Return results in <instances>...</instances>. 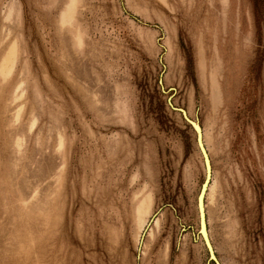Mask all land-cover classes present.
<instances>
[{"label":"rangeland","instance_id":"obj_1","mask_svg":"<svg viewBox=\"0 0 264 264\" xmlns=\"http://www.w3.org/2000/svg\"><path fill=\"white\" fill-rule=\"evenodd\" d=\"M175 107L217 261L264 264V0H0V264H216Z\"/></svg>","mask_w":264,"mask_h":264},{"label":"water","instance_id":"obj_2","mask_svg":"<svg viewBox=\"0 0 264 264\" xmlns=\"http://www.w3.org/2000/svg\"><path fill=\"white\" fill-rule=\"evenodd\" d=\"M176 108V107H175ZM179 109L183 118L192 126L194 132H195V137H196V142L198 144V148L200 150L202 159H203V164H204V168H205V178L200 186L199 192L197 194V209H198V218H199V224H200V233L202 234V239L203 242L209 252V256L211 259L215 260L216 264H219V262L217 261L214 251H213V247L211 245V242L209 240V236L207 234L206 231V223H205V207H204V198H205V193H206V189L211 177V163H210V159H209V155L207 154L205 147L203 146V143L201 141V126L199 125V123L197 122V119H191L186 111L184 109L181 108H176ZM157 213V211L153 214V216ZM152 220V218H151ZM150 220V221H151Z\"/></svg>","mask_w":264,"mask_h":264},{"label":"bare ground","instance_id":"obj_3","mask_svg":"<svg viewBox=\"0 0 264 264\" xmlns=\"http://www.w3.org/2000/svg\"><path fill=\"white\" fill-rule=\"evenodd\" d=\"M200 125V124H199ZM201 141H202V143H203V146L205 147V145H204V141H203V136H202V130H201ZM198 145V144H197ZM205 150H206V147H205ZM206 152H207V150H206ZM207 154H208V152H207ZM197 202V201H196ZM204 211H205V209H204ZM205 223H206V220H205ZM199 229H200V224H199ZM206 229V231H207V227L205 228ZM201 234V233H200ZM208 234V233H207ZM201 236H202V234H201ZM203 238V237H202Z\"/></svg>","mask_w":264,"mask_h":264}]
</instances>
